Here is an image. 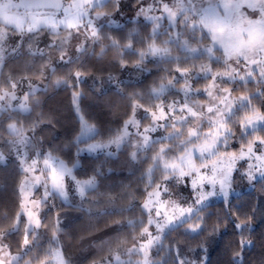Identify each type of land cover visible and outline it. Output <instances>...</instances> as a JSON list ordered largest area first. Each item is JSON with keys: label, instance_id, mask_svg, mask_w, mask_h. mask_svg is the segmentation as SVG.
<instances>
[{"label": "snow or ice", "instance_id": "snow-or-ice-1", "mask_svg": "<svg viewBox=\"0 0 264 264\" xmlns=\"http://www.w3.org/2000/svg\"><path fill=\"white\" fill-rule=\"evenodd\" d=\"M134 7L133 21L142 17L150 31L140 37L130 29L121 42L110 35L113 26L122 28L116 19L123 16L121 0H0V163L7 159L6 149L22 174L18 210L5 214L9 222L0 226V264H71L59 235L60 215L48 217L55 207L50 202H70V190L82 202L98 193L106 215L134 213L137 207L141 213L113 221L118 231L132 230L131 244L121 251L128 239L118 238L93 264H209L221 226L229 224L239 240L228 264H245L244 253L253 245L252 221L264 217V205L243 217L230 206L211 226L200 213L218 192L227 202L234 172L250 183L257 176L264 180V0H135ZM107 49L117 50L121 68L131 64L144 74L153 64L165 74L146 90L129 93L130 115L98 140L99 129L80 107L78 86L84 82L86 58L103 56ZM21 60L23 68L10 67ZM64 69L67 74L58 75ZM107 79L123 95V81ZM62 84L73 89L76 156L103 151L113 157L129 145L125 166L133 175L140 171V182L146 181L143 200L137 203L131 186L115 180L99 192L111 179V168L97 165L80 178L78 160L69 166L53 149L44 150L45 128H54L55 122L36 112L40 95ZM181 185L190 188V202L179 193ZM100 198L90 203L100 204ZM184 225L186 233L203 237L198 245L203 258L188 259L178 240L165 243ZM14 236H19L15 245Z\"/></svg>", "mask_w": 264, "mask_h": 264}, {"label": "trees", "instance_id": "trees-1", "mask_svg": "<svg viewBox=\"0 0 264 264\" xmlns=\"http://www.w3.org/2000/svg\"><path fill=\"white\" fill-rule=\"evenodd\" d=\"M131 3L130 9L134 7L135 0H121L122 8ZM145 21L134 22L127 20L123 22L122 28L113 26L110 35L121 40L127 35L130 29H137L140 37L147 35L150 31V25ZM138 37V39L140 38ZM105 41L104 44H108ZM139 46V45H138ZM96 52H100V47L96 48ZM129 60L134 59L128 57ZM24 62H12L10 67L19 70L23 68ZM75 67V66H74ZM150 72L144 74L138 73L129 64L128 67L121 68L118 63V52L116 49H107L103 56L96 55L86 58L83 64L85 72L84 82L78 86V90L82 93L80 98V107L85 117L94 123L100 131V136L97 139L107 138L110 133H114L123 121L128 118L131 113L128 94L133 91H144L152 84L154 80L165 73L155 67L153 64H148ZM6 72L8 69L5 70ZM67 69L58 73V75H66ZM111 75L117 80L123 81V95H118L115 87V82H109L108 76ZM205 82L201 81L202 86ZM249 88L255 90L252 85ZM72 88L60 85L55 87L50 85L46 93L40 95L41 107L36 112H43L51 115L54 119V128L48 126L45 128L46 142L44 150L49 148L54 150V154L60 156L71 166L72 163L80 159V167L75 171L78 177L85 178L86 174L90 175L93 167L103 164L105 171L111 168L113 171L108 173L111 177L105 180L100 187L99 192H104L107 186L115 180L117 183L128 184L131 189L136 192L138 201L143 200L145 183H141L139 177L141 172L125 166L127 154L131 151L129 145L125 144L119 151L116 157L96 156V157H77L76 147L72 143L76 136L79 124L76 114L72 107ZM201 99H204L201 97ZM259 104V102H257ZM35 115V113H33ZM144 123H147L145 121ZM134 131V129H133ZM93 141H89L91 143ZM84 144H81L83 146ZM240 147L235 144V150ZM159 177V173H156ZM22 179L18 164L17 165H0V226H6L9 221L4 219L5 214L12 216L18 209V194L16 192L17 185ZM93 197L100 198L98 193L89 195L88 200L83 201L82 207L66 206L62 204L59 198L55 199L56 208L48 213L49 219L55 217L59 213L61 219L60 239L63 244L65 255L70 259L71 264H93L94 261H99L105 256L109 250V246L115 247V241L123 238L128 239V244L123 247L130 246L132 230L128 228L118 231V225L113 224L114 220H126L127 217L141 215L137 207L134 213H124L123 215H106L104 209L107 205L101 199L100 204H92L90 201ZM127 205V201L118 202ZM264 205V180H259L254 188L244 192L241 195L233 197L230 201H219L208 205L200 214L205 217L208 226L215 224L217 218H223L227 214L229 207H232L234 215L243 217L245 214H251L253 207L259 208ZM91 209V210H89ZM146 218V217H145ZM234 218V217H233ZM253 231L250 238L253 245L249 246L245 251V264H264V217L256 215L252 221ZM179 227L173 231L165 241L178 240L180 246L185 250L186 256L196 254L204 255L198 245L203 240V237H197L195 233H186L185 228ZM43 231V230H42ZM50 236L51 233H46ZM19 240V236L11 238V242ZM239 236L231 224L226 228L221 226V234L217 237V242L212 245L209 255V264H228L232 256V252L236 249V242ZM102 241L105 242L102 244ZM191 249V250H189Z\"/></svg>", "mask_w": 264, "mask_h": 264}, {"label": "rangeland", "instance_id": "rangeland-1", "mask_svg": "<svg viewBox=\"0 0 264 264\" xmlns=\"http://www.w3.org/2000/svg\"><path fill=\"white\" fill-rule=\"evenodd\" d=\"M145 2L146 3H151V0H145ZM130 7H132L131 3L127 2V5L122 8L123 16H119L118 15L116 17V19L119 20L120 24H122L123 22H125L127 20H133L132 17L134 16L136 9L133 10V9H130ZM140 21H143V18L142 17H141V20ZM236 145L239 146L238 143ZM84 147H85V145L81 146V148H84ZM0 148H4V145H3V142L2 141H0ZM122 148H123V146H122ZM111 151L116 152V149H115L114 146L111 149ZM118 153L119 152H117V154L115 156H113V157H116L118 155ZM5 154L7 156V159L5 160V162L0 163L1 166L7 165V164H9V165H17L18 164V161L15 159V156L14 155H9L7 153V150L6 149H5ZM102 155L105 156V154H104L103 151H99L97 153H92V154H90L88 152H83V153L80 154L81 157H84V156L96 157V156H102ZM78 161H79V167H80V159H78ZM243 163L244 162L241 161L237 165V167L239 168L240 167V164H243ZM77 169H75V171ZM259 180H261V179L259 178V176H257V179L254 182L250 183L246 178H244L243 176H241L240 172H234L233 173V182H232L231 188L229 189V196H228L227 202L230 201L235 196H238V195H241L244 192L250 191L252 188H254L255 184ZM218 189H219V185H217V192H218ZM206 190H211V187L210 186H207L206 187ZM178 191H179V193L181 194L182 197L187 198L189 200V202L191 201L190 188H185L183 185H181V186H179ZM37 195H39V193H37ZM173 198L175 199L176 197L174 196ZM59 200H60V202L62 204L66 205V206H75V207H82L83 206V202L80 200V198L78 196L75 195L74 191H71V190L69 191V201L70 202L65 203L60 198H59ZM219 201H225V198H224L223 195L219 194V192H218L217 195L212 196V197H209L208 200L206 201V203H207V206H208L210 204H213V203L219 202ZM181 202H183V201H181ZM50 203H54L55 207L52 209V210H54L56 208V205H57L55 203V200L54 201H51ZM44 211L47 212L48 209L45 208ZM197 255L198 254L192 255V256H187V258L188 259H196L197 258ZM199 256L201 258H203V256L200 253H199Z\"/></svg>", "mask_w": 264, "mask_h": 264}]
</instances>
